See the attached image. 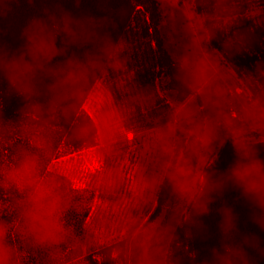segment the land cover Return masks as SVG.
I'll list each match as a JSON object with an SVG mask.
<instances>
[{"label":"clouds","instance_id":"clouds-1","mask_svg":"<svg viewBox=\"0 0 264 264\" xmlns=\"http://www.w3.org/2000/svg\"><path fill=\"white\" fill-rule=\"evenodd\" d=\"M158 5L173 69L162 96L136 83L111 0H0V264H183L181 229L217 202L220 244L203 264H253L260 241L222 192L238 189L264 228V60L230 59L264 26V0Z\"/></svg>","mask_w":264,"mask_h":264},{"label":"trees","instance_id":"trees-1","mask_svg":"<svg viewBox=\"0 0 264 264\" xmlns=\"http://www.w3.org/2000/svg\"><path fill=\"white\" fill-rule=\"evenodd\" d=\"M84 3L91 6L96 3V0H84ZM113 5H116L115 22L112 24V29L115 33H125L132 18L134 17L137 7H147L153 4L154 9L158 4L157 0H111ZM126 6V12H121L120 5ZM245 25H251V21H245ZM154 40L156 42V66L158 74L161 78L162 89L170 86V77L173 69L171 66V56L168 49L165 47L163 40L157 34L158 23L154 24ZM253 39L245 50H242L236 55L230 57L232 63L236 65L238 70H252L257 60H264V26H253ZM7 22L0 19V39H7ZM212 45L217 48H222V41L214 39ZM18 101L13 99L5 100V114L11 116L17 107ZM233 157V151L230 143H226L220 150L216 166L219 169L226 168ZM84 189H89L85 187ZM222 197L224 200L231 203L237 214L238 225L242 233H254L260 241V249L249 248V253L253 258V264H264V228H261L253 219V209L248 201L244 199L238 189L226 186L223 189ZM218 202L214 203L208 214L203 217V223L191 226L190 235L185 240L184 229H181V239L187 244V249L183 254V264H203V261L208 259L213 248L219 246L220 235L218 231L219 215L216 211ZM158 211V210H157ZM82 217L76 221L79 224ZM91 264H101L100 257L93 258ZM107 264V262H104Z\"/></svg>","mask_w":264,"mask_h":264},{"label":"rangeland","instance_id":"rangeland-1","mask_svg":"<svg viewBox=\"0 0 264 264\" xmlns=\"http://www.w3.org/2000/svg\"><path fill=\"white\" fill-rule=\"evenodd\" d=\"M158 4L161 0H157ZM156 5L154 9L153 4L147 7L138 6L137 11L132 18L124 35L127 37L130 44V67L135 70V81L141 86H151L157 92L163 95L164 90L161 85V78L158 74L156 66V42L154 40V24L158 23V35L164 42L168 51H171L170 43L165 37L162 29L163 20L161 19V8ZM125 151L128 154L130 165L134 168L137 158L140 154L141 147L139 142L129 134V142L125 146ZM95 162L88 165L89 169L94 166ZM81 188H92L90 177H86L80 182ZM97 202H99L100 194L97 191ZM77 221V220H76Z\"/></svg>","mask_w":264,"mask_h":264}]
</instances>
